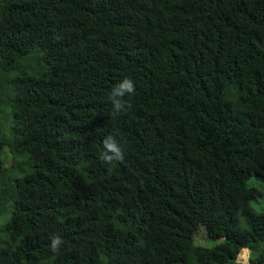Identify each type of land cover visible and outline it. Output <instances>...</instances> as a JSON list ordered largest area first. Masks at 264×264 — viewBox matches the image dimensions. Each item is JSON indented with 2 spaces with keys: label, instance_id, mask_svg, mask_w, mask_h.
<instances>
[{
  "label": "trees",
  "instance_id": "obj_1",
  "mask_svg": "<svg viewBox=\"0 0 264 264\" xmlns=\"http://www.w3.org/2000/svg\"><path fill=\"white\" fill-rule=\"evenodd\" d=\"M251 178L264 0H0V264H264Z\"/></svg>",
  "mask_w": 264,
  "mask_h": 264
},
{
  "label": "clouds",
  "instance_id": "obj_2",
  "mask_svg": "<svg viewBox=\"0 0 264 264\" xmlns=\"http://www.w3.org/2000/svg\"><path fill=\"white\" fill-rule=\"evenodd\" d=\"M135 93V83L129 77H124L122 80L117 82V84L111 89L109 94V101L112 105V110L114 113H120L125 109L124 97L131 96ZM103 151L100 155V159L104 163H111L112 161H119L123 159V149L121 145L117 142L116 138L112 135L104 137L102 140ZM51 244L50 248L53 252H59L60 247L63 244V238L59 235H53L50 237ZM247 251V262L248 263V254L249 250L247 248H242L237 259L239 260V255L244 251ZM241 261V260H239ZM243 262V261H241Z\"/></svg>",
  "mask_w": 264,
  "mask_h": 264
},
{
  "label": "rangeland",
  "instance_id": "obj_3",
  "mask_svg": "<svg viewBox=\"0 0 264 264\" xmlns=\"http://www.w3.org/2000/svg\"><path fill=\"white\" fill-rule=\"evenodd\" d=\"M7 161H9V159H7ZM249 185L256 187L258 190L255 198H253L250 201L251 207L256 212H263L264 211V183L257 181L255 178H251L249 180ZM202 237H204V234L202 231L197 232L195 234L194 236V238L196 239V240L194 239L195 245L211 247L220 241L217 239L209 238L207 235L201 240ZM239 260L243 262H247V251L246 250H244L239 255Z\"/></svg>",
  "mask_w": 264,
  "mask_h": 264
}]
</instances>
